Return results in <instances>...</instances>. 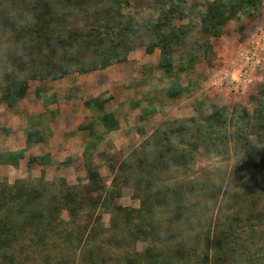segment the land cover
<instances>
[{
    "label": "trees",
    "instance_id": "trees-1",
    "mask_svg": "<svg viewBox=\"0 0 264 264\" xmlns=\"http://www.w3.org/2000/svg\"><path fill=\"white\" fill-rule=\"evenodd\" d=\"M153 1L0 0V105L16 106L26 97L29 81L60 80L74 73L103 70L125 62L137 48L149 54L160 51L158 68L167 82V94L182 97L194 85L195 52L207 58L211 53L209 38L219 37L223 27L241 15L264 10V0H212L192 6ZM138 7L140 13H136ZM130 9L133 15L128 13ZM143 12L156 15L137 19ZM188 16L190 25H174L175 20ZM194 33L201 42L191 47ZM176 57L180 58L178 63ZM182 77L186 79L184 86ZM35 96L46 108L57 102L54 93L46 96L41 88L36 89ZM98 103L96 99L84 102L104 128L97 134L90 127V146L86 145L83 152L86 158L90 149L101 144L103 134L119 128L113 115L102 113V103ZM140 111L141 120L155 112L145 107ZM197 119L189 134H185L186 119L176 120L179 125L174 128L156 131L147 151L136 157V171L141 176L132 172L137 184L148 191L141 197L140 207L114 206L109 212L110 227L106 229L100 219H94L93 226L83 225L81 239H77L76 218L84 214L87 219L88 210L78 203V192L64 179L45 181L43 168L55 163L49 153L29 156L27 165L40 166V177L0 186V264H264V210L244 218L241 215L249 193L258 192L259 186L238 195L234 206L239 209L232 207L224 221L217 223L219 229L213 230L212 238L210 226L215 228L216 223L211 220L206 232L191 229L194 233L190 234L185 230L218 201L220 189L215 178L194 179L185 189L184 181H171L175 172L172 166H190L199 156L226 161L233 156L238 166L230 173L251 167L264 169V103L259 99L251 112L240 104L231 109L214 106L205 119L208 122H200L199 117L189 121ZM42 121L50 123L49 118ZM40 124L36 122L27 131L24 148L0 152V166L17 168L26 153L44 141L43 130L36 128ZM138 132L143 134L141 127ZM89 178L90 183L97 181L98 172L89 171ZM156 186L163 192L149 191ZM187 194L194 199L185 202ZM63 211L66 220L61 217ZM101 238H106L109 249ZM136 241L145 243L142 253L118 252L131 248Z\"/></svg>",
    "mask_w": 264,
    "mask_h": 264
},
{
    "label": "rangeland",
    "instance_id": "rangeland-1",
    "mask_svg": "<svg viewBox=\"0 0 264 264\" xmlns=\"http://www.w3.org/2000/svg\"><path fill=\"white\" fill-rule=\"evenodd\" d=\"M165 1L172 3V6L179 2L192 6L212 0ZM136 11L140 13V7ZM260 12L252 11L241 15L238 19L228 22L219 37L209 38L211 53L207 58H204L201 52H195L198 60L195 73L191 76L194 85L192 90L182 97L172 98L167 94V82L163 80L158 68L160 51L156 50L149 54L144 48L135 49L129 53L125 62L116 63L103 70L74 73L60 80L48 78L43 81H29L26 97L16 106L0 105V152L22 149L27 131L34 128L36 122H41L36 128L43 130L44 141L32 147L17 168L0 166V186L5 182L13 184L16 180L38 179L41 167L36 164L27 165L28 158L49 153L55 163L43 168L45 181L64 179L69 187L75 188L74 191L78 192V203L82 202L88 210L87 219L84 214L76 218L79 226L76 230L77 239L82 237L83 225L93 226L94 219L96 221L97 218L100 219L104 228H109V212L114 206L138 209L141 197L148 191L144 192L143 185L137 184L138 178H134L132 172L138 170L136 157L147 151V144L158 129L174 128L179 125L176 120L186 119L184 127L189 129L185 130V134H189L193 131L190 126L198 121L189 119L199 117L200 122H208L205 119L211 114L214 106L231 109L240 104L247 112H251L258 106L259 99L264 103V10ZM128 13L133 15V10L130 9ZM155 15L143 12L137 19H148ZM181 19L182 17L175 20L174 25L191 24L190 16ZM196 41L201 42V39L194 33L190 40L191 47H196L194 45ZM248 52H253L256 60L253 61L245 80L235 84L231 76L236 77L241 60ZM174 59L178 63L180 58ZM2 83L0 81V85ZM181 85H186L184 77L181 78ZM38 88L43 89L46 96L54 93L57 102L47 108L44 107L42 101L34 94ZM90 99L100 102L98 106L102 103L100 111L112 114L119 128L103 134L101 144L95 149H90V154L86 158L83 150L91 139L90 127L97 134L104 131L94 119V114L83 106V102ZM144 107L148 110L154 109L155 112L147 119L141 120L140 110ZM42 116L45 117L43 119L49 118L50 123H43V119H40ZM140 127L143 134L138 132ZM233 158L230 156L229 161H226L218 157L206 159L199 156L190 166L181 168L172 166V171L175 172L171 173L173 176L171 181H184L185 184L182 186L184 189L189 187L194 179L203 177L207 180V176H213L214 183L220 189L218 201L209 208V213L201 215L190 228H186L185 233L206 232L207 221L211 220L216 223L215 228L210 226L213 238L215 230L219 229L218 225L228 216L231 208L239 209L238 205L234 206V202L246 189L252 191L257 186L261 188L258 192L249 193L242 217L264 210V169L251 167L230 173L232 167L237 165ZM62 162L66 163L65 166L61 168L56 166ZM89 171H97L99 179L90 183ZM136 172L141 176L138 171ZM161 186L162 183L159 187ZM159 187H152L149 191L163 192ZM191 195L187 194L186 198H183L184 201L193 200L194 196ZM222 197L225 200L220 204ZM104 201L110 204L104 206ZM160 205V209L164 211L163 204ZM219 206L222 207L221 210ZM61 217L66 220V212L63 211ZM101 239L100 242L102 241L104 247L109 249L105 242L106 238ZM144 248V242L136 241L131 248L124 247L118 252L142 253ZM201 249L200 245L198 252Z\"/></svg>",
    "mask_w": 264,
    "mask_h": 264
},
{
    "label": "built area",
    "instance_id": "built-area-1",
    "mask_svg": "<svg viewBox=\"0 0 264 264\" xmlns=\"http://www.w3.org/2000/svg\"><path fill=\"white\" fill-rule=\"evenodd\" d=\"M255 60V54L253 52L246 53V55L241 60V65L236 77L234 78L231 76V79L235 84H238L239 82H243L245 80L251 70V65Z\"/></svg>",
    "mask_w": 264,
    "mask_h": 264
},
{
    "label": "crops",
    "instance_id": "crops-1",
    "mask_svg": "<svg viewBox=\"0 0 264 264\" xmlns=\"http://www.w3.org/2000/svg\"><path fill=\"white\" fill-rule=\"evenodd\" d=\"M75 74H77V73H75ZM29 89V88H28ZM28 91V90H27ZM35 94V93H34ZM87 101V100H86ZM85 102V101H84ZM84 102H83V106L85 107V105H84ZM86 108V107H85ZM24 146H25V141H24ZM24 148V147H23ZM21 149V148H20ZM84 149H85V146H84ZM18 150V149H17ZM14 151V150H13ZM83 152H84V150H83Z\"/></svg>",
    "mask_w": 264,
    "mask_h": 264
}]
</instances>
